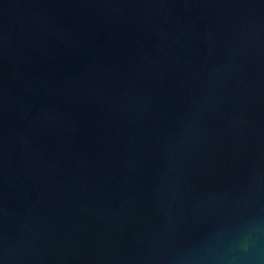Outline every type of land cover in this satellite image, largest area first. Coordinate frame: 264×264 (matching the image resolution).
I'll return each instance as SVG.
<instances>
[{
	"label": "water",
	"instance_id": "95a60500",
	"mask_svg": "<svg viewBox=\"0 0 264 264\" xmlns=\"http://www.w3.org/2000/svg\"><path fill=\"white\" fill-rule=\"evenodd\" d=\"M0 264H264V0H0Z\"/></svg>",
	"mask_w": 264,
	"mask_h": 264
}]
</instances>
